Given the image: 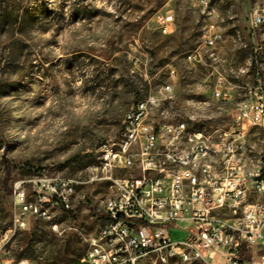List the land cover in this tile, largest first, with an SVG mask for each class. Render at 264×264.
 Listing matches in <instances>:
<instances>
[{
	"label": "rangeland",
	"instance_id": "rangeland-1",
	"mask_svg": "<svg viewBox=\"0 0 264 264\" xmlns=\"http://www.w3.org/2000/svg\"><path fill=\"white\" fill-rule=\"evenodd\" d=\"M213 1L223 19V41L215 50L221 60L214 67L232 88L230 101L196 91L197 83L217 76L209 52L196 66L186 60L205 49L200 0H0V237L13 226L17 187L49 214L26 215V228L7 245L15 257L81 262L88 248L83 237L106 223L114 197L110 182L92 180L90 167L101 145L119 139L133 105L159 97L154 119L185 121L191 131L217 138L229 129L231 111L258 86L257 67L264 86V27L252 37L247 22L264 0ZM168 16L175 22L164 33ZM255 57L258 66H250ZM241 66L246 74L232 72ZM170 67L178 71L175 80H169ZM167 82L173 92L165 99L160 90ZM247 140L253 159L264 156L263 128L250 127ZM43 176L79 182L70 208L41 202L32 180ZM190 228L180 223L173 240Z\"/></svg>",
	"mask_w": 264,
	"mask_h": 264
},
{
	"label": "built area",
	"instance_id": "built-area-1",
	"mask_svg": "<svg viewBox=\"0 0 264 264\" xmlns=\"http://www.w3.org/2000/svg\"><path fill=\"white\" fill-rule=\"evenodd\" d=\"M201 15L207 21L204 50L186 55L189 64L204 61V53L218 60L216 48L223 41L216 1L200 0ZM175 20H164V33ZM264 27V7L251 9L248 29L252 37ZM256 51L261 47L256 46ZM258 57L250 66H258ZM139 67V60L133 62ZM258 86L250 99L231 111V125L217 138L202 130H190L185 121L156 120L153 112L161 104L151 95L129 109L117 141L101 145L97 161L90 167L92 180L111 183L113 199L106 206V223L83 241L88 246L82 261L89 264H264V156L253 159L247 140L250 127L264 129V86L257 68ZM248 67L232 68L239 75ZM169 80L178 71L169 69ZM199 95L230 101L232 88L218 74L215 81H200ZM161 94L171 97L167 82ZM202 103V102H200ZM111 148H121L111 156ZM134 169L139 176L117 177ZM41 202L58 201L70 208L79 182L57 177L32 180ZM26 215L49 216L43 205L31 203L25 190L17 187L14 219L1 237L0 264H35L17 258L7 249L9 242L27 226ZM189 223L186 236L173 240L172 229ZM220 262H217V259Z\"/></svg>",
	"mask_w": 264,
	"mask_h": 264
},
{
	"label": "crops",
	"instance_id": "crops-1",
	"mask_svg": "<svg viewBox=\"0 0 264 264\" xmlns=\"http://www.w3.org/2000/svg\"><path fill=\"white\" fill-rule=\"evenodd\" d=\"M248 22V21H247ZM250 34V33H249ZM216 54H217V57H218V60L216 61V60H214V59H211L212 61H213V65H212V67H213V69H214V71H213V76H216V74L218 75L219 73L220 74H222V72L221 71H219L216 67H214V65L216 64V62H219L221 59H220V54L218 55V53H217V51H216ZM258 68V67H257ZM223 75V74H222ZM216 78H217V76H216ZM216 78H214V81L216 80ZM74 264H89V263H86V262H83L82 260H81V262L80 263H74Z\"/></svg>",
	"mask_w": 264,
	"mask_h": 264
},
{
	"label": "bare ground",
	"instance_id": "bare-ground-1",
	"mask_svg": "<svg viewBox=\"0 0 264 264\" xmlns=\"http://www.w3.org/2000/svg\"><path fill=\"white\" fill-rule=\"evenodd\" d=\"M121 148H111V156H120Z\"/></svg>",
	"mask_w": 264,
	"mask_h": 264
}]
</instances>
